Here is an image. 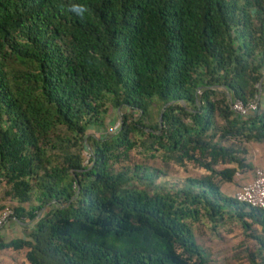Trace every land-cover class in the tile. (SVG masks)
I'll return each mask as SVG.
<instances>
[{
  "label": "trees",
  "instance_id": "obj_1",
  "mask_svg": "<svg viewBox=\"0 0 264 264\" xmlns=\"http://www.w3.org/2000/svg\"><path fill=\"white\" fill-rule=\"evenodd\" d=\"M260 89L264 0H0V184L11 218L31 227L0 236V252L25 250L27 264H206L193 226L229 213L264 264V212L221 189L251 169L246 145L264 143V97L244 119L229 100ZM108 102L127 111L121 128L87 136ZM134 150L207 174L153 189L158 171L112 168Z\"/></svg>",
  "mask_w": 264,
  "mask_h": 264
},
{
  "label": "rangeland",
  "instance_id": "obj_2",
  "mask_svg": "<svg viewBox=\"0 0 264 264\" xmlns=\"http://www.w3.org/2000/svg\"><path fill=\"white\" fill-rule=\"evenodd\" d=\"M107 113L104 115V124L101 128H90L87 136L95 139H107L116 133L122 126L126 110L115 108L111 103H106ZM135 121L137 113L131 114ZM159 107L155 106L151 110V123L159 122ZM219 121V120H218ZM83 164L89 165L91 149L86 148L82 152ZM115 171L123 168L133 169L140 166L147 169L146 172L158 171L163 175L155 180L153 189L163 186L179 187L186 178H201L207 174L201 168L190 163H185L180 167L172 162H165L161 153L155 154L154 158L142 150H134L129 153V158L120 163H111ZM222 169L223 167H218ZM154 173V172H153ZM238 176H235L232 184L222 185V192L226 196L233 197L239 186ZM148 181L139 179L136 183L140 189H147ZM5 186L0 184V208H15L17 204L4 196ZM150 189V188H149ZM148 190V189H147ZM27 225L20 226L9 218L4 225V239L26 237L30 230L29 222ZM193 231L198 245L204 250L206 264H261L260 250L256 241L250 236V232L245 233L240 224L234 219L233 215L227 213L226 219L219 223H212L206 218H202L198 224H194ZM259 227H252V235H259ZM13 255L11 258L10 254ZM25 250L20 252L2 251L0 252V264H27L24 259ZM264 256V252L262 253Z\"/></svg>",
  "mask_w": 264,
  "mask_h": 264
},
{
  "label": "built area",
  "instance_id": "obj_3",
  "mask_svg": "<svg viewBox=\"0 0 264 264\" xmlns=\"http://www.w3.org/2000/svg\"><path fill=\"white\" fill-rule=\"evenodd\" d=\"M261 102L262 99L259 93L254 100L249 101L246 104L240 100H229V106L235 116L244 119L261 113L263 111ZM233 197L239 203L260 209L264 212V167H255L253 169L252 180L239 185ZM12 215L13 210L8 207L0 213V229L4 227Z\"/></svg>",
  "mask_w": 264,
  "mask_h": 264
},
{
  "label": "crops",
  "instance_id": "obj_4",
  "mask_svg": "<svg viewBox=\"0 0 264 264\" xmlns=\"http://www.w3.org/2000/svg\"><path fill=\"white\" fill-rule=\"evenodd\" d=\"M260 95H261V99H262L264 97V90L260 89ZM246 149L248 152L246 161L250 165L251 169L249 171H246V172H240L236 175V176H238V180L240 181L239 185H241L244 182H248V181L252 180L253 169L255 167H264V143H262V144L250 143V144L246 145ZM232 183H230V184H232ZM224 185H227V184H224ZM221 188H222V186H221ZM18 225L24 226V225H27V223L18 224ZM5 228L6 227H3L2 229H0V236L1 237H3V235H4ZM7 251H10V250H7ZM10 252H13V251H10ZM7 254H10L11 258H13V255L11 253H7ZM24 259H25V256H24ZM25 262H26V260H25Z\"/></svg>",
  "mask_w": 264,
  "mask_h": 264
},
{
  "label": "clouds",
  "instance_id": "obj_5",
  "mask_svg": "<svg viewBox=\"0 0 264 264\" xmlns=\"http://www.w3.org/2000/svg\"><path fill=\"white\" fill-rule=\"evenodd\" d=\"M70 11L77 17L83 19L85 13L88 11L87 7L83 4H73L70 6Z\"/></svg>",
  "mask_w": 264,
  "mask_h": 264
},
{
  "label": "water",
  "instance_id": "obj_6",
  "mask_svg": "<svg viewBox=\"0 0 264 264\" xmlns=\"http://www.w3.org/2000/svg\"><path fill=\"white\" fill-rule=\"evenodd\" d=\"M163 110H162V112H163ZM162 112H161L160 117H159V124H161Z\"/></svg>",
  "mask_w": 264,
  "mask_h": 264
}]
</instances>
